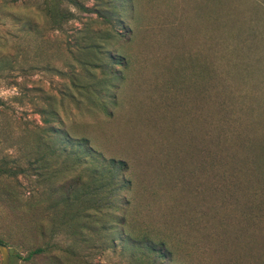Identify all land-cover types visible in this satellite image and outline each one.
<instances>
[{
    "label": "rangeland",
    "instance_id": "obj_1",
    "mask_svg": "<svg viewBox=\"0 0 264 264\" xmlns=\"http://www.w3.org/2000/svg\"><path fill=\"white\" fill-rule=\"evenodd\" d=\"M44 1L0 0V162L23 169L0 177L9 264H137L128 235L166 241L168 264H264V179L219 139L264 132V0H62L59 27ZM57 130L129 164L114 206L65 211L59 185L91 165Z\"/></svg>",
    "mask_w": 264,
    "mask_h": 264
},
{
    "label": "trees",
    "instance_id": "obj_2",
    "mask_svg": "<svg viewBox=\"0 0 264 264\" xmlns=\"http://www.w3.org/2000/svg\"><path fill=\"white\" fill-rule=\"evenodd\" d=\"M68 1L78 5V0ZM15 2L17 3L18 1ZM61 3L62 0H47L43 2V4H45L47 7V16H50L51 19L55 17L59 18L56 20V27H59L61 18H70L74 16V14H70V11L67 12L62 10ZM109 13L111 14L109 19L112 20L114 14L117 12L114 10L113 12L109 11ZM124 21L125 20L123 18H120L119 22L124 24L123 29H126L127 25L126 23H123ZM116 38L117 37L113 36L111 40ZM114 42L116 41L114 40ZM98 48H100L98 47V44H91L86 48L90 51H97L95 54L93 52V56H95L93 62L87 61V63L93 67L103 66L100 56V49L102 48ZM105 64L107 67L111 68L110 74H108V78L105 80H108V83L110 84L109 86H115L116 88V86H118L125 79V76L121 74L123 70H117V67L126 68L127 64L124 60V57L112 52L109 58V63L106 62ZM224 107L228 108L227 106ZM104 109H106V107H104ZM252 110H255L254 107ZM222 129V134H220L219 137V139L221 138L222 143L224 145L238 144L248 149L251 152L249 157L251 158L252 164L256 168L260 169L259 171L261 173L258 176L261 175L264 179V132L261 135L258 134L245 139L242 138L241 134L236 131L232 125L228 126L224 124ZM57 131H60L59 135H56L52 131V135L50 136L55 137L53 138L55 143L60 141L62 142L60 151L66 152L67 150H70L68 155L70 160H73L74 165H81L84 163H89L91 165L88 167L89 182L86 183L83 181L84 174H77L75 176L69 177L66 182L59 185L63 190L62 196L60 197L62 202L65 204V211H67L69 208L71 211L76 208V212L74 214L76 216H84V210H81L82 206L85 205L89 208L92 206L99 209L102 206V203H105L107 199H110V207L114 206L115 202L109 197V193L114 199L120 197L119 192H121V190H128V188L131 186V180L125 177V173L127 169H129V164L123 159L105 158L103 155L99 154L96 150L89 146V141L86 138L75 140L65 131ZM235 135L237 136L236 138H234ZM42 143L45 144L44 142ZM252 150L254 151V154L252 153ZM22 172L23 169L20 168V166H9L7 161L0 162V177H14L18 176ZM89 215L90 214H88V216ZM120 222H125L123 216H121ZM0 241L6 244L4 239H0ZM125 241L132 244L129 249L134 252L133 255L137 261V264H168V256L172 251L169 250L166 241L162 239L154 240L147 236L139 237L132 235L126 236ZM39 251H41V248L36 249L32 253H38Z\"/></svg>",
    "mask_w": 264,
    "mask_h": 264
},
{
    "label": "water",
    "instance_id": "obj_3",
    "mask_svg": "<svg viewBox=\"0 0 264 264\" xmlns=\"http://www.w3.org/2000/svg\"><path fill=\"white\" fill-rule=\"evenodd\" d=\"M0 251L2 253L3 264H9V248L8 245L0 241Z\"/></svg>",
    "mask_w": 264,
    "mask_h": 264
}]
</instances>
